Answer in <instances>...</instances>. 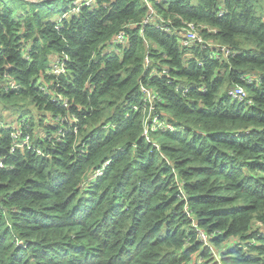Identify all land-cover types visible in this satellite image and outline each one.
Segmentation results:
<instances>
[{
	"label": "trees",
	"instance_id": "trees-1",
	"mask_svg": "<svg viewBox=\"0 0 264 264\" xmlns=\"http://www.w3.org/2000/svg\"><path fill=\"white\" fill-rule=\"evenodd\" d=\"M74 7L0 0V103L34 147L12 153L0 123V264H264V0L155 3L175 33L142 25L144 0ZM183 21L211 45H184ZM63 52L56 108L39 84Z\"/></svg>",
	"mask_w": 264,
	"mask_h": 264
},
{
	"label": "built area",
	"instance_id": "built-area-1",
	"mask_svg": "<svg viewBox=\"0 0 264 264\" xmlns=\"http://www.w3.org/2000/svg\"><path fill=\"white\" fill-rule=\"evenodd\" d=\"M94 0H74L75 7L70 10L67 13V16H69L72 12L78 13L81 11V9L85 6H89L93 3ZM147 7H148V14L146 18L144 19L142 25L146 26L149 22H154L157 27H164L165 30L175 33L176 31H179L180 28H173L172 25L166 24L163 26V22L165 21L161 15H159L158 10L155 8V3H159L161 0H144ZM64 17V16H63ZM62 17V18H63ZM65 19V18H63ZM183 31L181 33V38L186 46L190 45H204V48H207L206 44L208 42L202 37V35L199 32V25L192 21H183ZM131 26V24H130ZM56 28L59 30L60 25L58 24ZM128 30L129 25L124 26L112 39L110 47H119V46H125L128 43ZM217 32V30H215ZM179 33V34H180ZM213 44V43H212ZM222 51H224L225 56H228L231 53L230 49H227L225 47L222 48ZM56 58L54 59V68L52 71H49V74L54 75L55 78L50 82H40L39 88L42 90L48 97L49 100L52 102V105L56 108H69L71 106V98L66 95L64 92H56L55 89L52 88V86L55 85V87L60 86V82H62V78L67 75L69 70V62L71 60L69 54L63 52L60 55H56ZM218 58H221L220 55L217 56ZM149 61V59L147 58ZM43 79V77H42ZM21 85L16 82L15 80L11 83V88L14 90L19 89ZM148 90V89H144ZM229 94L238 100L246 101L250 104L253 103L252 99L249 97V94L245 87L243 86H237L236 88L230 89ZM152 112V109H151ZM151 117V114L148 115L147 119ZM56 119H59L58 116H56ZM159 124L158 121V115L156 114V118L154 119L152 130L157 129ZM72 122L67 117L63 120V126L58 130V136H56L57 140H60L62 138V135H66L67 133H73L77 131V128L74 130L71 128ZM30 124L28 122V119L26 117L21 118L17 120L15 124L12 125V146H11V152H16L19 149H33V136L31 135L30 131ZM149 131L148 129L145 131V134L148 135ZM39 153H42L40 149H37ZM110 163V161H106L102 167L97 169L96 177L100 176L106 166ZM3 162L0 161V166H3ZM200 238L204 241L208 239V236L206 232L200 231Z\"/></svg>",
	"mask_w": 264,
	"mask_h": 264
},
{
	"label": "rangeland",
	"instance_id": "rangeland-1",
	"mask_svg": "<svg viewBox=\"0 0 264 264\" xmlns=\"http://www.w3.org/2000/svg\"><path fill=\"white\" fill-rule=\"evenodd\" d=\"M193 85V84H192ZM186 90L185 92H187ZM31 103V100H28V104ZM36 106H33L35 108ZM23 118L22 116H16L13 114L12 111H9L7 108H5L1 103H0V123L1 125H7L10 124L11 127L13 124L17 122L18 119Z\"/></svg>",
	"mask_w": 264,
	"mask_h": 264
},
{
	"label": "clouds",
	"instance_id": "clouds-1",
	"mask_svg": "<svg viewBox=\"0 0 264 264\" xmlns=\"http://www.w3.org/2000/svg\"><path fill=\"white\" fill-rule=\"evenodd\" d=\"M11 87V86H10ZM12 90H14V89H12ZM24 118V117H23ZM19 120V119H18Z\"/></svg>",
	"mask_w": 264,
	"mask_h": 264
}]
</instances>
